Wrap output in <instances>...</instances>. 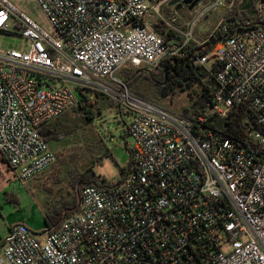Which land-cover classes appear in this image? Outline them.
<instances>
[{
  "label": "built area",
  "instance_id": "obj_1",
  "mask_svg": "<svg viewBox=\"0 0 264 264\" xmlns=\"http://www.w3.org/2000/svg\"><path fill=\"white\" fill-rule=\"evenodd\" d=\"M171 1L26 0L39 20L0 0V33L12 22L24 40L0 47V156L20 179L56 162L40 130L78 106L75 91L109 92L133 114L134 141L121 179L82 189L58 229L13 225L0 264H264V0L247 11V0H202L184 29ZM220 10L239 12L213 30L234 29L201 55L211 38L200 45L194 33ZM166 60H189L213 81L198 118L141 99L115 77Z\"/></svg>",
  "mask_w": 264,
  "mask_h": 264
},
{
  "label": "rangeland",
  "instance_id": "obj_2",
  "mask_svg": "<svg viewBox=\"0 0 264 264\" xmlns=\"http://www.w3.org/2000/svg\"><path fill=\"white\" fill-rule=\"evenodd\" d=\"M13 3L41 20L35 6L27 4L26 0H13ZM172 10L177 12L178 26L184 29L190 21V10L187 7L179 10L172 7ZM222 18L220 10L200 22L194 33L200 45L204 44L205 33L214 29ZM23 45V38L17 34L11 22L9 32L0 33V47L21 49ZM213 60L211 56L207 65ZM115 77L122 80L121 70ZM139 87L147 94V101L178 114L196 99L202 88L195 84L191 87L173 85L157 93L154 86L146 81L140 82ZM96 90H90L88 94L91 101L97 99L100 103L98 114L93 120L84 123L72 110L64 114L70 119L74 131L53 150L56 162L45 172L23 182L20 169L9 168L0 156V228L5 230L8 224L25 223L34 232L42 233L46 229L45 212H48V204L57 205L61 199L71 196L72 175L76 170L90 169L97 181L106 184L121 179L123 171L129 167L130 150L134 145L126 131L133 114L124 106H120V110L110 108L109 101H114L110 93ZM75 94L80 98L78 92L75 91Z\"/></svg>",
  "mask_w": 264,
  "mask_h": 264
},
{
  "label": "trees",
  "instance_id": "obj_3",
  "mask_svg": "<svg viewBox=\"0 0 264 264\" xmlns=\"http://www.w3.org/2000/svg\"><path fill=\"white\" fill-rule=\"evenodd\" d=\"M239 11H228L223 13L225 19L234 17ZM243 14L245 12H242ZM227 25V32H220L209 30L205 33V39L211 38L208 42L201 47L200 54H208L214 45L222 38H225L234 29L230 24ZM165 40L171 36L170 32L164 30L160 31ZM121 79L127 86V88L137 97L148 100L147 94L143 92L139 83L146 81L154 86L157 93H162L167 88L174 86L191 87L193 84L201 86L200 93H197L196 99L190 103L188 107L183 109L180 116L194 119L202 115L205 103L208 101L211 90L213 88V81L207 78L206 71L201 66L194 65L189 60H176L175 63H171L169 60L163 62L161 69L156 71L142 69L125 68L121 70ZM78 106L72 109L77 115L80 116L82 122L93 120L98 114L99 101L90 100V96L86 94H79ZM110 108H117L120 110V105L115 101H109ZM74 129L72 123L66 115L55 119L53 122L45 125L40 134L44 140L48 143L53 151L59 146V143L67 139ZM127 134L128 133V130ZM61 162V161H60ZM127 170V169H126ZM126 170L123 171L122 176ZM71 187V196L61 199V202L57 205L48 204V212H45V225L46 232H53L60 227L62 222L72 214L76 213L79 209V200L81 190L86 187H96L104 189L108 184L97 181L95 175L91 170H76L73 172ZM53 211V212H52Z\"/></svg>",
  "mask_w": 264,
  "mask_h": 264
},
{
  "label": "water",
  "instance_id": "obj_4",
  "mask_svg": "<svg viewBox=\"0 0 264 264\" xmlns=\"http://www.w3.org/2000/svg\"><path fill=\"white\" fill-rule=\"evenodd\" d=\"M202 0H183V1H179V0H173L170 2V6L171 7H175L176 10H179L183 7H187L190 11L201 2ZM252 4V0H247L241 7L242 11H247L250 9Z\"/></svg>",
  "mask_w": 264,
  "mask_h": 264
},
{
  "label": "crops",
  "instance_id": "obj_5",
  "mask_svg": "<svg viewBox=\"0 0 264 264\" xmlns=\"http://www.w3.org/2000/svg\"><path fill=\"white\" fill-rule=\"evenodd\" d=\"M2 158V157H1ZM3 160V158H2ZM3 162L6 164V162L3 160ZM8 166V165H7ZM10 168V167H9ZM30 181V180H29ZM28 182V181H27ZM25 224V223H24ZM0 226H1V221H0ZM12 227V225L8 224L7 228L5 230H3L2 228H0V250L3 246V241L6 238V236L8 235L10 228Z\"/></svg>",
  "mask_w": 264,
  "mask_h": 264
}]
</instances>
